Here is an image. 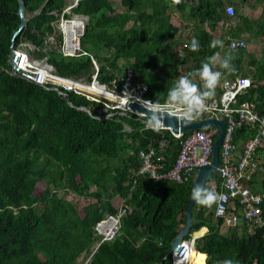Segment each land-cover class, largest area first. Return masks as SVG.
I'll use <instances>...</instances> for the list:
<instances>
[{
    "label": "trees",
    "instance_id": "16d2710c",
    "mask_svg": "<svg viewBox=\"0 0 264 264\" xmlns=\"http://www.w3.org/2000/svg\"><path fill=\"white\" fill-rule=\"evenodd\" d=\"M23 1L27 24L12 43L20 23L18 2L0 0V264H79L83 254L90 256L87 264H160L185 224L192 178L176 184L133 175L140 165L139 152L157 149L162 141L166 142L162 152L165 169H170L180 139L167 130L146 128L141 122L146 119L135 115L97 120L93 116L100 106L70 94L74 107H69L55 92L10 75V47L23 43L33 45L38 51L26 50L34 57H46L59 75L90 80L93 73L88 56L63 58L44 44L53 35L56 15L67 0ZM246 1L120 0L124 11L118 12L113 0H81L73 13L89 18L80 45L99 65L101 82L130 68L147 85L146 97L152 103L182 102L183 96L189 97L178 80L183 67L189 65L183 76L187 80L207 67L196 91L198 98L203 96V86L212 90L216 76L212 83L210 71L214 68L230 79L249 77L250 87L237 101L253 102L256 112L264 116V50L257 60L246 48L230 51L228 41L222 50L214 36L218 23L227 19L225 6H234L238 14V3ZM187 7L199 33L177 59L173 47L177 32L168 11L184 12ZM239 19L241 24L229 32L230 38H240L242 28L249 24L250 31L256 26L255 35L264 37V22ZM244 67L247 71L242 73ZM80 106L88 108L91 116L76 109ZM255 134V128L245 126L236 132L235 140L246 141ZM112 160H120V164L112 166ZM260 167L264 168V159ZM67 175L74 181L71 202L59 194L66 188ZM211 181L218 182V177ZM41 183L44 187L38 191ZM250 185L264 192V180L253 179ZM116 196L124 199L127 210L121 230L125 226L142 235L135 238L120 231L92 253L97 241L93 227L105 215L116 213ZM79 197L95 198L82 216L76 212ZM262 210L264 213V203ZM192 217L184 239L206 229L195 239V249L204 255L205 264H264V229L253 228L248 233L243 224L222 235L224 220L214 217L207 185ZM239 228L241 232H237ZM202 258L197 257L196 264ZM163 264H170V259Z\"/></svg>",
    "mask_w": 264,
    "mask_h": 264
},
{
    "label": "built area",
    "instance_id": "2783aa9c",
    "mask_svg": "<svg viewBox=\"0 0 264 264\" xmlns=\"http://www.w3.org/2000/svg\"><path fill=\"white\" fill-rule=\"evenodd\" d=\"M79 1L81 0H69L61 13L56 15L53 35L47 36L44 44L48 50L51 48L56 50L63 58L88 56L93 66L91 79L59 75L46 57L32 56L26 48L31 52L37 49L26 43L20 44L17 48L10 47V53L15 55L17 60L13 62V67L10 66L9 74H15L18 78L46 91L55 92L69 107H74L69 100L70 94L100 106L97 114L93 116L100 121L116 115L123 117L135 115L146 119L141 120L146 128L156 132L165 130L160 126L149 124L146 117L129 107L130 103L191 121L208 118L225 121V132L219 151L220 165L216 170L219 173L218 182L210 179L206 184L213 202L214 217L222 218L228 227H238L237 217L240 216L242 225L248 228V233H251L253 228L264 229L262 210L264 192L254 190L250 185L259 169V155L264 158V116L256 112L253 102L238 103L237 101L238 96L245 94L250 87L251 79L243 76L225 79L220 82L218 89L210 90L203 86L201 88L203 96L200 98L183 96L182 102L167 99L163 103H152L146 97L147 85L130 68H126L121 75L115 76L107 83L101 82L98 78L99 65L91 55L82 50L80 45V38L84 35L89 18L73 13ZM224 11L227 19L218 23V29L236 27L234 6L226 5ZM57 36L59 40L56 39ZM226 38L230 51L247 47L242 39H233L228 35ZM188 45L189 42H184L176 46L174 57L181 59L188 50ZM76 109L91 116L90 110L86 107L80 106ZM245 126L255 128L256 134L239 144L240 141L235 140V135ZM166 130L174 138L180 139V148L172 167L165 169L162 152L166 142L162 141L157 149L148 148L139 152L140 165L134 172L135 178L145 177L153 181L166 180L183 184L193 178L195 170L210 165L213 143L219 133L218 127L211 126L207 130L196 129L186 135H174L169 129ZM183 136L184 139H181ZM114 199L117 200L116 213L105 215L93 227V235L97 241L91 247L92 253L102 243L112 241L119 236L122 219L127 214V210L123 198L116 196ZM196 238L197 236L194 235L189 239H183L179 249L169 255L170 264H196V259L200 256L203 258L199 262L205 264L204 255L195 249Z\"/></svg>",
    "mask_w": 264,
    "mask_h": 264
},
{
    "label": "rangeland",
    "instance_id": "374dc122",
    "mask_svg": "<svg viewBox=\"0 0 264 264\" xmlns=\"http://www.w3.org/2000/svg\"><path fill=\"white\" fill-rule=\"evenodd\" d=\"M68 1L69 0H67V2ZM233 1L238 2V0H233ZM113 3H114V7L116 8V10L118 12L124 11L123 7L121 6L120 0H113ZM238 7H239V13L238 14L236 13V19H237L236 27H234V28H223L222 30L217 29L216 32L214 33V36L217 39V42H218V44L222 50L225 49V42H227L226 36L229 35V32L235 31L236 28L241 24V20L239 19V16L240 17H246L251 22H257V23L264 22V18L262 17V14L264 12V0H247L245 4L238 3ZM168 14L170 17V23H171L172 27L177 32L176 43L173 46L174 48L176 46L184 43V42H192L193 40H195L196 36L199 33V29H198V27H195L193 25V21L190 17L188 7L184 12H179L175 9H170L168 11ZM249 27H250V24L246 25L242 28L241 37L238 39H242L243 41L247 40V41H245L246 46H247L246 50L250 53H253L255 58L257 60H259L261 58L262 52L264 50V37L255 35V33L258 30V28L256 26H253L254 27L253 31H250ZM203 28L208 30L207 26H203ZM216 62H217V58L214 59V64ZM188 66L189 65L186 64L183 67V69L181 70V76L182 77L179 78L178 80H179V83L182 84L186 88L189 96H191V97L197 96V92H196L197 88H198V86L202 85L201 81L207 73V67L203 72L198 73L194 77H191L190 79L187 80V79H184L183 76H185V68H187ZM246 71H247V69H246V67H244V69L242 70V73L246 72ZM225 79H230V78L227 75H224V76L220 75V76L216 77V82H214L212 89L213 90H214V88L218 89L220 82L222 80H225ZM263 159L264 158L262 157V155H259V169L256 172V176L254 178V180L256 182H260V181L264 180V168L260 167V164L263 162ZM119 164H120V160H112L111 161L112 166H117ZM73 183H74V181L70 178L69 175H67V181H66V186H65L66 188H65V190H62L59 192V194L63 198H65L66 200H68L70 202L73 201V195L70 192V188L72 187ZM43 187H44V184L41 183L39 185L38 191H41V189ZM91 191L95 192L96 189L92 188ZM94 202H95V198L79 197V203H78V205H76V212L82 216L84 214L85 207H87L90 204H93ZM113 204H114V206L117 205L116 199L113 200ZM183 226H181L179 229L183 228ZM231 228H232V226L228 227V230H230ZM237 232H241L240 228L237 229ZM121 233L126 234V235H130V236H134L135 238H138V237H140V235H142L141 232H134L132 230L126 229L125 226H123ZM226 233H227V231H226ZM196 234H198V236L200 235L198 232ZM196 234H194V235H196ZM89 259H90V256L83 254L78 259V263L79 264H87L89 262Z\"/></svg>",
    "mask_w": 264,
    "mask_h": 264
},
{
    "label": "water",
    "instance_id": "95a60500",
    "mask_svg": "<svg viewBox=\"0 0 264 264\" xmlns=\"http://www.w3.org/2000/svg\"><path fill=\"white\" fill-rule=\"evenodd\" d=\"M18 10L17 16L20 19L18 29L13 33V40L21 33L27 24V19L25 18V3L23 0H17ZM11 47H13L11 45ZM17 60V57L10 53L8 57V63L13 67V62ZM12 76L18 78L17 75L12 74ZM129 107L133 109L139 115L147 118L149 124L160 126L162 129H169L174 135H186L188 132H192L196 129H207L211 126H216L219 129L217 138L213 143L211 163L209 166L197 169L194 171L192 178V191L189 200V204L185 213V224L181 228L174 239L171 241L170 249L165 255L164 259L160 264H163L164 260L169 257L172 251L179 249L180 242L189 234L192 226V212L194 206L197 204L198 197L203 195L205 192V187L208 181L213 176H218L219 173L216 171L220 165L219 151L222 143V139L225 132L226 123L223 120H218L215 118H208L205 120L191 121L184 117H177L170 115L166 112L160 113L158 111L147 109L136 103H130ZM238 226L242 225V219L240 216L237 217Z\"/></svg>",
    "mask_w": 264,
    "mask_h": 264
},
{
    "label": "crops",
    "instance_id": "0c3cea01",
    "mask_svg": "<svg viewBox=\"0 0 264 264\" xmlns=\"http://www.w3.org/2000/svg\"><path fill=\"white\" fill-rule=\"evenodd\" d=\"M216 68V67H215ZM220 73H221V71L219 70H214V68L212 69V71H210V76H211V78L212 79H214L213 78V76L215 77H218V76H220ZM215 82H216V80H215ZM239 144H241V142H239ZM255 186H258V185H255ZM205 231H206V229L204 228V231H203V233L202 234H200L199 236L197 235V238L198 237H200V236H202L204 233H205ZM226 231L228 232V225L226 224V223H224L223 225H222V227L220 228V233L222 234V235H227V233H226ZM225 232V233H224ZM224 233V234H223ZM196 234V233H195Z\"/></svg>",
    "mask_w": 264,
    "mask_h": 264
}]
</instances>
